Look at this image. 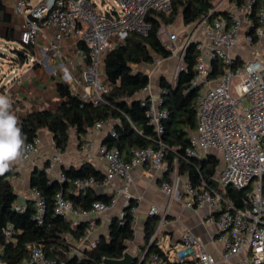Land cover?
Instances as JSON below:
<instances>
[{
  "label": "built area",
  "instance_id": "2783aa9c",
  "mask_svg": "<svg viewBox=\"0 0 264 264\" xmlns=\"http://www.w3.org/2000/svg\"><path fill=\"white\" fill-rule=\"evenodd\" d=\"M177 1L186 0H111L106 5L101 3V8L96 0H13L12 8L14 14L21 18L18 38L20 49L28 45L34 46L38 36L47 28L53 30V41L42 50V54L50 52L57 56L61 67L62 42L69 35L74 34L87 48L88 62L80 81L75 84L73 94L98 105L104 102V96L111 89L103 74L104 59L109 51L121 45L129 34L146 35L150 29V24L146 21L147 15L151 12L168 14ZM216 10L217 6L196 23L187 25V28L192 29L183 35L180 45L175 44L180 38L175 31L168 30L163 24L158 31L163 45L173 55H178L180 61L190 44H196L200 53L191 82L192 86L200 88L195 98V135L190 139L185 154L187 157L200 159L204 157L205 151L212 150L219 155L222 163L212 177L218 182L217 187L210 186L204 180L197 187L188 182L183 184V194L186 196L183 204L187 208H206L212 213L207 216L205 223L217 224L224 244L222 261L227 262L238 256L230 264H264V79L260 76V72L264 70V55L259 50L264 44V6L255 8V0H243L227 10V17L219 16L209 21V15ZM198 32L202 35L200 39L196 38ZM242 42L256 48L249 60L235 65L230 52ZM212 59L220 60L225 66L223 73L213 79L210 78ZM181 69L182 66L179 71ZM233 79L236 82L234 86L239 90L236 99L231 97ZM86 88L91 89V94L86 93ZM142 105L145 107L148 123L160 138L164 133L163 121L168 116L166 109L162 108L161 94L154 99L142 100ZM106 124L107 120H99L94 124V129H100ZM110 135L116 137L112 125ZM38 144V138L28 142L22 157L26 159L36 152ZM86 146H93V142L89 140ZM98 150L106 165L103 181L112 178L123 181L125 207L132 199L129 193L130 171L143 164L159 169L166 156L165 146L161 142L157 147L131 148L128 162L122 160L115 146L101 144ZM58 161L57 156L52 158L53 163ZM64 180L62 173L59 181ZM178 183L174 174L172 182L162 183L161 188L168 196L180 199ZM72 184L76 189L92 187L98 183L93 178H88L75 179ZM228 186L246 190L243 207H237L224 197V190ZM31 201L36 210L34 217L41 222L45 212L44 197L38 190L31 189ZM111 205L112 202H95L89 209H76L59 191L54 210L63 217L72 213L79 219H88L108 211ZM15 208L23 211L18 203ZM133 211L132 208V214ZM149 215L158 217L160 223L165 218V212L157 207H150ZM74 225L77 222L72 226ZM94 228V222L89 221L86 232L76 242L79 247L89 249L95 246V242L88 240ZM2 233L8 240L12 237L13 228L7 225ZM156 239L157 229L148 240L142 258L134 264L141 263L148 247L155 244ZM3 250L4 246L0 244V257ZM0 264L3 263L0 261ZM27 264L55 262L45 256L42 247L32 245L29 246ZM147 264L219 262L206 251L201 241L185 231L180 237V247L172 248L164 256L151 252L147 257Z\"/></svg>",
  "mask_w": 264,
  "mask_h": 264
},
{
  "label": "trees",
  "instance_id": "16d2710c",
  "mask_svg": "<svg viewBox=\"0 0 264 264\" xmlns=\"http://www.w3.org/2000/svg\"><path fill=\"white\" fill-rule=\"evenodd\" d=\"M234 5L243 0H230ZM264 6V0H255V8ZM215 7V0H186L173 4L168 14L151 12L146 21L150 24L148 33L144 36L135 33L129 34L123 43L106 55L104 71L111 89L104 96V102L94 105L80 99L71 93L68 84L58 82L56 91L64 102L55 110H40L27 114L18 120L23 135L26 137L25 145L38 138L40 131L46 130L52 134L54 147L63 152L68 144L69 130L74 129L77 135H84L99 120H112L116 137L109 134L106 139L108 147L118 148L120 155L124 151L127 160L130 159V149L133 147H157L161 142L166 149L167 173L175 171L177 175L184 176L188 183L197 187L204 180L213 186L209 180L214 176L219 166L215 156L208 155L204 159L190 158L185 154L190 145V133L196 127L195 98L200 90L192 87L195 76V64L199 56L196 44H190L182 59V69L178 72L174 83L165 79L160 81V94L162 108L168 112L163 121L164 133L158 138L145 117V107L142 100L136 95L147 89L149 78L142 73H134L131 66L139 64H152L153 55L167 59L172 56L161 42L158 31L162 24L172 25L178 16L182 24L187 26L196 23ZM224 16L227 11H214L208 19ZM11 15L7 12L5 0H0V27L6 26L4 39L14 41L13 30L10 27ZM256 41V39H254ZM79 43H81L79 41ZM87 52V48L81 45ZM23 52L30 56L33 46L23 48ZM11 59L19 64L25 62L23 56H12ZM235 65L239 64L237 60ZM18 64V63H12ZM213 68L210 78H216L225 70L224 64L212 59ZM147 100V99H146ZM125 160V161H127ZM62 173L65 180H50L46 170L34 171L29 179L31 189L38 190L45 200V212L42 221L35 219V208L31 201L23 207V211L16 210L17 195L10 183L11 177L17 174L14 167L0 175V244L4 246L0 261L3 264H24L28 258L29 246L42 247L45 256L55 264H104L105 259H120L126 251L127 242L134 236L132 208L135 202L130 199L122 218H112L108 229L107 239L101 238L95 242L93 248H84L80 254L73 252L74 244L84 235L88 223L80 222L72 226L65 217L55 213L56 194L61 191L63 197L71 202L76 209H89L93 203L102 202L111 204L113 198L108 195H97L92 187L75 191L72 181L75 179L93 178L102 183L103 175L90 164H83L81 168L64 169ZM246 190L226 187L224 197L237 207H243ZM121 222V223H120ZM157 218L152 216L145 225L144 248L153 234ZM10 225L13 228L12 237L6 240L2 230ZM151 252L164 256L163 252L151 244L140 264Z\"/></svg>",
  "mask_w": 264,
  "mask_h": 264
},
{
  "label": "crops",
  "instance_id": "0c3cea01",
  "mask_svg": "<svg viewBox=\"0 0 264 264\" xmlns=\"http://www.w3.org/2000/svg\"><path fill=\"white\" fill-rule=\"evenodd\" d=\"M226 0H221L215 6L218 11H227L229 8L220 9ZM13 0H5L7 12L11 15L10 27L13 30L14 41H6L4 39L6 26H1L0 30L3 34L1 39L6 42H18L21 18L14 14ZM177 20V19H176ZM181 20V17H180ZM176 22V21H175ZM174 22V23H175ZM165 25V26H174ZM182 23V20H181ZM164 25V24H163ZM183 25V24H182ZM187 28V26L183 25ZM174 31V30H172ZM53 41V30L45 29L36 39L33 46V53L29 56V62L9 66L7 71L9 76L3 84H0V95L6 96L11 101L10 111L18 118H24L31 112L40 110L55 111L63 102L57 91L56 85L58 82L68 84L71 93L73 94L75 84L80 81L82 72L84 71L88 58L87 52L82 49V43H79L78 38L71 34L62 42V51L60 59L63 61V67L58 63V57L50 52L42 54V50ZM256 46H249L246 43H241L237 48L233 49L230 54L238 61L243 63L252 57V52ZM264 55V44L259 48ZM81 51L82 53H78ZM172 54L167 59L153 55L152 64L134 65L139 69H132L134 73H142L148 76L149 85L147 89L139 92L136 98L139 100L154 99L160 95V81L165 79L169 82V77L172 74L174 63H172ZM75 61V63H69ZM206 61L208 59L206 58ZM131 68H133L131 66ZM104 78L107 81L104 67ZM150 80L152 84H150ZM171 83V82H170ZM152 85V86H151ZM86 93L91 94V89L86 88ZM83 99V97H79ZM115 122L107 120V124L100 129H94V126L84 135H77L74 129L69 130L68 144L63 152H58L53 143L52 134L46 130L40 131L38 135L39 144L36 152L28 158L21 159L13 163L11 166L17 171V174L10 179V183L17 197L31 201V188L29 179L31 174L36 170H46V174L50 180H58L64 169L76 168L79 169L83 164H90L95 170L100 172L103 177L106 172V165L101 159L98 147L101 144H106V139L110 134V126H114ZM195 135V129L190 133V139ZM93 142V146H86L88 141ZM208 155L215 156L218 161L219 155L215 151H205L204 157ZM57 156L58 162L53 163L52 158ZM127 154L121 153L122 160H127ZM129 159L126 161L128 162ZM219 168V166H218ZM217 168V170H218ZM217 172V171H216ZM176 172L167 173L166 162L159 169H154L148 164H143L134 167L130 171L131 183L129 193L135 202L133 207V239L126 244V251L130 253L136 261L142 258L144 253V232L145 225L151 215H149L150 207H157L160 211L165 212V218L160 223L157 218V239L155 245L163 252L168 253L176 245H180V237L185 231H189L195 238L201 241L206 251L216 259L219 264H230L238 259V256L232 257L229 261H222L224 244L220 239L217 224L207 225L205 219L212 214L208 209L202 208H187L183 202L186 198L183 194L182 186L187 180L184 176L178 175V190L181 193V198L176 199L174 196H168L161 188L162 183L172 182V178ZM123 181L119 178H112L109 181H103L92 186L93 191L97 195H108L113 198L112 205L108 211L99 214L98 216L88 219H79L72 213L66 215V220L73 225L74 222L93 221L95 228L92 230L89 241L96 242L101 238L107 239L108 229L112 218H119L125 211L126 197L122 194ZM86 188H76V192ZM32 202V201H31ZM76 226V225H74ZM73 226V227H74ZM83 247L74 244L73 252L80 254ZM27 264V261L24 263ZM147 264V258L145 259Z\"/></svg>",
  "mask_w": 264,
  "mask_h": 264
},
{
  "label": "clouds",
  "instance_id": "9594fccd",
  "mask_svg": "<svg viewBox=\"0 0 264 264\" xmlns=\"http://www.w3.org/2000/svg\"><path fill=\"white\" fill-rule=\"evenodd\" d=\"M10 109V99L0 95V175L21 159L25 149L26 137Z\"/></svg>",
  "mask_w": 264,
  "mask_h": 264
},
{
  "label": "rangeland",
  "instance_id": "374dc122",
  "mask_svg": "<svg viewBox=\"0 0 264 264\" xmlns=\"http://www.w3.org/2000/svg\"><path fill=\"white\" fill-rule=\"evenodd\" d=\"M99 3V8H101V3L103 4H109L111 2V0H96ZM221 0H215V5L217 3H219ZM231 4L230 0H226L222 5H220V9L222 8H226L228 9L229 6ZM168 30L172 31L174 30L179 36V40L175 43L176 45H180L183 41V35L185 33H189V31L192 29L186 28L182 25L181 20H180V16L177 17L176 22L174 23V26H168L167 27ZM3 34V31L0 30V36ZM197 39L202 38L201 33H197L196 36ZM163 39V37L161 38ZM21 48V45L18 42H6L5 40L0 38V84H3L5 79L9 76V73L7 71L9 66L12 65H17V64H12V63H18L19 62H15L11 59V57L13 56L10 53V50L12 49H18ZM172 63H174L173 65V69H172V74L169 77V82L174 83L177 72L180 69V66H182V61H180L179 56L175 55L173 57ZM132 69H139L137 66H132ZM236 82L233 79V85L231 88V97L233 99H236L239 95V90L234 86ZM150 84H152V81L150 80ZM152 86V85H151ZM221 160H219V165H221ZM176 177H178V175L176 174ZM180 247V245H176L175 248Z\"/></svg>",
  "mask_w": 264,
  "mask_h": 264
},
{
  "label": "water",
  "instance_id": "95a60500",
  "mask_svg": "<svg viewBox=\"0 0 264 264\" xmlns=\"http://www.w3.org/2000/svg\"><path fill=\"white\" fill-rule=\"evenodd\" d=\"M10 53L13 55V56H23L24 57V60H25V63H28L29 62V56L28 54L24 53L23 52V49H12L10 50ZM260 76L262 79H264V70H262L260 72ZM195 87L192 86L190 90H193ZM209 182L217 187L218 186V182L214 179H210ZM17 203L24 207L26 205V200L23 199V198H20L18 197L17 198ZM136 262L135 258L130 254L128 253L127 251H125L122 255V257L120 259H105L104 260V264H134Z\"/></svg>",
  "mask_w": 264,
  "mask_h": 264
}]
</instances>
